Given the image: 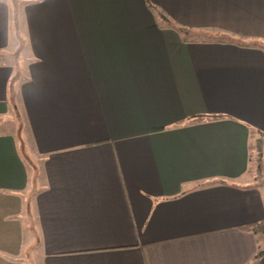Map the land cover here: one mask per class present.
Instances as JSON below:
<instances>
[{"label": "crops", "instance_id": "crops-1", "mask_svg": "<svg viewBox=\"0 0 264 264\" xmlns=\"http://www.w3.org/2000/svg\"><path fill=\"white\" fill-rule=\"evenodd\" d=\"M0 60V264H264V0H0Z\"/></svg>", "mask_w": 264, "mask_h": 264}, {"label": "trees", "instance_id": "trees-1", "mask_svg": "<svg viewBox=\"0 0 264 264\" xmlns=\"http://www.w3.org/2000/svg\"><path fill=\"white\" fill-rule=\"evenodd\" d=\"M148 4H149V7L158 15L159 19L163 20L165 22L164 24H166V26H170V27L174 28L175 30H177L178 32L183 33V34L188 30V28L181 26V25H178L175 22H173L171 20V18L166 13L159 10L151 2H148ZM263 142H264V139L262 136L258 142V156H257L258 168H260V169L262 166V159H263V157H262ZM251 225L253 228L260 230L264 234V221L263 222H253V223H251ZM263 253H264V248L259 249V251L256 254V257L261 256Z\"/></svg>", "mask_w": 264, "mask_h": 264}, {"label": "rangeland", "instance_id": "rangeland-1", "mask_svg": "<svg viewBox=\"0 0 264 264\" xmlns=\"http://www.w3.org/2000/svg\"><path fill=\"white\" fill-rule=\"evenodd\" d=\"M14 1V0H13ZM18 5H19V9L21 8V3H17ZM186 35H188V36H190V35H192L191 34V32H190V30H187L186 32ZM200 34V33H199ZM2 61L0 60V63H1ZM11 79V78H10ZM11 83V85H14V79H13V77H12V81L10 82ZM262 157H263V159H262V166H263V172L260 174V176H259V179L260 180H263L264 179V142H263V152H262ZM29 261V260H28Z\"/></svg>", "mask_w": 264, "mask_h": 264}]
</instances>
